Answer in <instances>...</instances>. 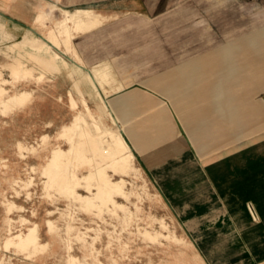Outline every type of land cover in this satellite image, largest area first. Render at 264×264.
<instances>
[{"label": "rangeland", "instance_id": "1", "mask_svg": "<svg viewBox=\"0 0 264 264\" xmlns=\"http://www.w3.org/2000/svg\"><path fill=\"white\" fill-rule=\"evenodd\" d=\"M21 1L22 6L27 5V10L17 6L18 10L25 12L23 17L18 18L33 31V35L23 32L18 40H10L7 35L0 38V75L5 79V82H0V264H209L200 255L195 243L183 238L179 222L162 208V197L155 178L142 167L138 157L137 160L134 159L136 154L129 144L134 155L133 163L138 170L122 172L115 168L107 156L95 154L93 142L78 134L80 129L93 131L90 120H87L88 124L75 123L66 132L59 133L62 125L68 124L75 114H82L75 109L77 105L70 92V103L68 97L58 95L62 92L61 85H66L63 78L68 72L71 70V74H80L81 70H75V66L69 65L60 68L59 72H51L38 64L36 55L26 56L24 52L21 72L15 76L9 70L8 65L13 56L19 54L13 47L10 52V45L18 42L23 50L31 51L30 45L39 41L32 36L39 37L37 32L45 36L55 21L61 19V9L71 11L74 8H90L102 13L107 2ZM21 1L16 0L15 3L20 4ZM163 5L168 8H162ZM229 6L227 0H156V15L111 14L102 24L103 27L77 33L72 41L79 56L82 48H77L78 40L98 41L107 45V60L104 61L112 66L115 79L126 85L137 82L159 93H164L166 87L171 92L172 87V92L179 93L181 85L193 89L202 83L198 74L204 72L199 70V65L194 61L199 55L212 49L213 44L220 43L223 51L222 46L229 40L239 44L251 39V36H259V31L264 28L262 2H232L231 11ZM40 13L46 17L41 24L35 22V16ZM88 51L95 53L96 49ZM252 51L258 53L261 50ZM79 61L83 64L82 60ZM20 74H24L23 77ZM172 75L176 80L171 83ZM54 77H57L56 81ZM15 78L17 79L14 80ZM204 83L212 85V82ZM221 84L224 89L228 87L226 81H221ZM24 91L33 93L31 102L27 103ZM141 93L150 98L146 93ZM175 98L184 103L188 99L180 96ZM142 99V96L135 93L117 99L108 97L109 110L116 123L107 116L103 118V122L135 142L134 132L125 127L138 124L145 114L136 113L135 117L125 120L126 122L123 118L130 115L129 108ZM20 103H23L19 106L21 109L16 106ZM253 116L258 120L261 114L257 112ZM143 131L137 130L141 133ZM139 140L148 141V137L141 135ZM141 147L152 146L145 144ZM48 164L50 167L46 168ZM52 167L55 170L50 172ZM59 171L69 174L64 185H61L62 188L51 184L57 178L60 181L66 179L58 175ZM77 176L84 181L80 179V183ZM101 181L105 184L102 185ZM107 181L120 182L119 185H113ZM65 184L70 186L65 187ZM67 187L71 190L67 191ZM65 191L70 192L69 196ZM75 192L89 196L96 192V196L88 205L84 200L76 199ZM33 225L37 228V245L28 249H22L16 244L6 245V238L21 232L23 234ZM113 227L119 235L112 232ZM117 237L121 238L117 240ZM257 264H264V259Z\"/></svg>", "mask_w": 264, "mask_h": 264}, {"label": "crops", "instance_id": "2", "mask_svg": "<svg viewBox=\"0 0 264 264\" xmlns=\"http://www.w3.org/2000/svg\"><path fill=\"white\" fill-rule=\"evenodd\" d=\"M154 1L102 0L107 5L101 14L153 16L158 13ZM227 1L231 11L232 2L242 0ZM252 1L264 4V0ZM15 2L0 0L1 39L7 35L10 40H18L28 28L18 18L25 12L17 8L27 10V5ZM259 33L239 44L229 40L223 51L220 43L213 44L207 53L199 55L194 62L204 73L198 74L202 83L193 89L181 85L179 93L172 92V87L171 92L166 87L159 93L133 82L132 86L124 84L121 90L107 93L116 99L130 93L142 96L129 108L130 115L123 118L126 122L136 113L145 114L138 124L125 127L132 129L135 142L124 136L136 154L134 159L138 157L155 178L162 208L179 222L183 238L194 242L209 264H257L264 259V28ZM15 43L10 45V52ZM76 46L82 48V71L106 60L108 47L103 42L78 40ZM253 49L261 51L256 54ZM70 71L58 95L68 97L70 103V92L81 112H86L84 98L93 111L98 100L92 89L82 73ZM170 80L172 83L176 79L172 75ZM221 81L227 82L226 89ZM99 91L105 96L101 88ZM177 96L188 99L184 103L174 99ZM257 112L261 114L258 120L253 116ZM139 129L143 133L137 132ZM141 135L148 141H140ZM145 144L152 147H141Z\"/></svg>", "mask_w": 264, "mask_h": 264}, {"label": "bare ground", "instance_id": "3", "mask_svg": "<svg viewBox=\"0 0 264 264\" xmlns=\"http://www.w3.org/2000/svg\"><path fill=\"white\" fill-rule=\"evenodd\" d=\"M61 19L58 21H55L54 26L51 27L50 29H48L47 33L45 34V36H43L42 34H40L39 32H37L38 36H32L33 39H38L39 41L37 43H34L32 45H30V49L31 51H27V50H23L22 49V45L20 43H15L12 47L16 48L19 51V54H17L16 57L13 58V60L9 63V70L11 71V73L13 75H17L18 72H21L20 69H22V61L21 58L23 57L22 52L25 53L26 56L28 55H33L34 57L36 55V61L38 62V64L41 66H45L47 69H49V71H60V68H66L69 65H73L75 66V70H81L84 78V82L88 84V86H90V88L93 91V97L95 99H97L99 102L97 103L96 106V112L93 113V111L90 110L89 107L86 108V112H82V114H75V116L73 117V119H71V121L68 124H64L61 127V131L59 133H62V131H65L67 129H69L73 124L75 123H81V125L83 124H88L87 120H90V124L92 126L93 131H87L84 129H80L81 131H79L81 136L85 137V140H89V142H93V148H94V152L95 154H99L101 156L105 155V157L107 156L111 163L116 166L115 168H118L119 170H121L122 172H126V171H135L138 170L137 167H135L132 157L134 156L133 153L130 150V146L128 145L127 141L125 140L123 134L121 131L116 130L114 128H111L109 126H106L105 123L103 122V118L104 117H109L110 119H112L115 123V119L112 116L110 110H109V106L107 103V93L108 92H117L119 90H121L124 87V83L118 81L117 79H115V72L112 68V66L110 65L109 62L107 61H103L100 64L93 66L91 69H89L88 71H82V67L83 65L80 63L79 60L80 56L77 52V50L75 49L74 45H73V38L75 37V35L77 33H85V32H89L91 30H94L98 27H100L107 19L108 16L101 14L93 9L90 8H75L71 11L69 10H65V9H61ZM46 19V17L43 14H39L35 17V22L36 23H42L43 20ZM108 22V21H107ZM29 34L33 35V31L32 30H28ZM34 52V53H33ZM19 55V56H18ZM107 60V59H106ZM111 62V61H110ZM24 64V63H23ZM44 67V68H45ZM26 68V66H25ZM214 68V67H213ZM212 68V69H213ZM216 68V67H215ZM223 68V67H222ZM31 69V68H30ZM116 69V68H115ZM45 71H47L46 69H44ZM67 70V69H66ZM128 70V69H127ZM126 70V71H127ZM210 70V69H209ZM125 71V72H126ZM207 71V70H206ZM212 71V70H210ZM31 72V71H30ZM77 72V71H76ZM32 73V72H31ZM30 73V74H31ZM54 73V72H53ZM69 73V72H68ZM71 73V71H70ZM209 73V72H208ZM214 73V72H212ZM33 74V73H32ZM31 74V75H32ZM139 74V73H138ZM24 74H20L19 76H22ZM130 75V74H129ZM33 76V75H32ZM23 77V76H22ZM26 77V75L24 76ZM19 78V77H18ZM72 78V77H71ZM82 78V79H83ZM119 78V76H118ZM123 78V77H122ZM17 78H15L14 80H16ZM79 79V78H78ZM131 80V79H130ZM80 82V80H78ZM0 82H5V79L1 77L0 75ZM79 82L74 83V86L78 89L79 87ZM2 85V84H1ZM131 85V84H130ZM105 86L108 87L109 91L106 90ZM128 86V85H127ZM132 86V85H131ZM102 89V91L105 93V96H102V94H100L99 89ZM1 94V93H0ZM12 94V93H11ZM14 94V92H13ZM3 95V94H2ZM4 96V95H3ZM9 97V95H7ZM71 96V93H70ZM5 97V96H4ZM13 97V96H12ZM19 97V96H18ZM23 97V96H22ZM24 97L27 98V103L31 102L33 99V94L29 91H24ZM29 97V98H28ZM1 98V96H0ZM14 98H15V94H14ZM21 98V97H20ZM7 99V98H6ZM18 99V98H17ZM84 99V98H83ZM9 100V99H8ZM11 100V99H10ZM23 100V99H22ZM26 100H24V102H26ZM128 100V99H127ZM2 101V100H1ZM4 101V100H3ZM14 101V100H13ZM84 101V100H83ZM5 102V101H4ZM3 102V103H4ZM8 102V101H7ZM15 102V101H14ZM13 102V103H14ZM22 102V101H21ZM71 102V101H70ZM76 102V101H74ZM2 104V102L0 103ZM5 105H7V103H4ZM10 104V103H9ZM19 104V103H18ZM21 104L23 105V103H20V105H16L18 108L19 106H21ZM74 104V103H73ZM86 104V102H85ZM4 105V106H5ZM72 105V104H71ZM75 105H77V103H75ZM13 106V105H11ZM14 105V107H16ZM26 106V103H25ZM74 106V105H72ZM13 107V108H14ZM86 107V106H85ZM7 108V107H5ZM9 108V107H8ZM12 108V107H11ZM22 108V107H21ZM19 108V109H21ZM72 108V107H71ZM75 108V107H74ZM73 108V109H74ZM76 109V108H75ZM79 112V111H78ZM88 118V119H87ZM89 126V125H88ZM80 128V127H79ZM73 129V127H72ZM76 128H74L75 130ZM95 131V132H94ZM66 132V131H65ZM79 136V135H78ZM45 137L47 138V136L45 135ZM72 137V135L70 136ZM77 137V136H76ZM67 138V137H66ZM69 139V137H68ZM72 139V138H71ZM78 140V139H76ZM101 140V141H100ZM79 141V140H78ZM73 142V140H72ZM71 142V144H72ZM105 142L104 145H102L101 143ZM69 143V142H68ZM86 143V141H84V144ZM79 144H81V141L79 142ZM83 144V142H82ZM88 144V143H87ZM92 144V143H90ZM19 145V144H18ZM70 145V144H69ZM76 146V144H75ZM69 147V146H68ZM70 148V147H69ZM75 148V147H74ZM72 149V146H71ZM76 149L77 146H76ZM70 152V151H67ZM73 152V151H72ZM78 152L81 153V151L78 149ZM53 153V152H52ZM50 153V156L51 154ZM64 156V154H62ZM61 155V156H62ZM55 156V155H54ZM70 156V155H69ZM72 156H74L72 154ZM76 157V156H75ZM95 157V156H94ZM84 158V157H83ZM63 159V158H61ZM85 159V158H84ZM88 159V158H87ZM48 160V159H47ZM56 160V157H55ZM64 160V159H63ZM89 160V159H88ZM49 161V160H48ZM92 161V160H91ZM50 162V161H49ZM60 162H58L59 164ZM53 165V163H51ZM63 164V163H62ZM111 164V165H112ZM57 165V164H56ZM47 166V165H46ZM61 166V164H60ZM101 166V165H100ZM103 166V165H102ZM50 167L49 164L46 168ZM57 167V166H56ZM59 167V166H58ZM97 168H99L98 166H96ZM107 167V166H106ZM111 167V166H109ZM45 168V169H46ZM96 168V169H97ZM112 168V167H111ZM50 169V168H49ZM92 169H94L92 167ZM102 169V168H101ZM101 169L99 172H101ZM117 169V170H118ZM47 170V169H46ZM55 169H53V167L50 169V172L53 171ZM91 170V169H90ZM105 170V169H103ZM58 171V170H57ZM68 171V170H67ZM98 171V170H97ZM49 172V170H48ZM103 172V171H102ZM107 172V171H106ZM72 173V172H71ZM91 172H89L90 174ZM47 175L49 173H46ZM53 174V173H51ZM50 174V175H51ZM95 174V173H94ZM93 174V175H94ZM98 174V173H97ZM102 174V173H101ZM58 175L62 178H66L69 174L67 172H60L58 173ZM53 175L54 177H58ZM88 175V174H87ZM49 176V175H48ZM65 176V177H63ZM71 176V175H70ZM76 176V175H75ZM74 176V178H75ZM100 176V175H99ZM52 177V176H51ZM89 177V176H86ZM93 177V176H92ZM72 178V177H71ZM80 183L82 178H80L79 176H77V178ZM86 179V178H84ZM67 180V178L65 180H61L60 179H56L53 180L51 184H57L58 186L64 185V182ZM71 180V179H70ZM75 180V179H73ZM88 180V179H87ZM103 180V179H101ZM82 181H84L82 179ZM99 181V179H98ZM104 181V180H103ZM124 182V180H122ZM68 183L70 182L69 180L67 181ZM66 182V183H67ZM75 182V181H74ZM73 182V184H75ZM88 182V181H87ZM108 182V181H107ZM120 182V181H119ZM119 182H111L109 181L108 183H111L113 185L118 184ZM71 183V182H70ZM104 183V182H103ZM101 181V184L104 185ZM107 183V184H108ZM79 183H77L78 185ZM98 184V183H97ZM100 184V181H99ZM121 184V183H120ZM124 184V183H122ZM49 185V184H48ZM69 185V184H67ZM65 184V187L67 186ZM76 185V187H78ZM83 185V184H82ZM89 185V184H88ZM95 185V183H94ZM119 185V184H118ZM70 186V185H69ZM75 186V185H74ZM79 186H81L79 184ZM93 186V185H92ZM111 186V185H110ZM73 188V185L71 186ZM91 187V186H90ZM106 187V186H105ZM115 187V186H114ZM62 188V186H61ZM60 188V189H61ZM70 188V187H69ZM112 188V186H111ZM110 188V189H111ZM117 188V186H116ZM121 188V187H120ZM119 188V189H120ZM66 190L68 189L65 188ZM64 189V190H65ZM115 189V188H113ZM112 189V191H113ZM69 190V189H68ZM67 190V191H68ZM71 190V189H70ZM69 190V191H70ZM76 190V189H75ZM116 190V189H115ZM60 193V192H59ZM65 193L68 194L69 193L65 191ZM76 193V199H82L85 202H87L88 205H90V203L93 201L92 199L94 198V196H96V192H92L91 195H81L78 192ZM114 193V192H113ZM117 193V192H116ZM115 193V194H116ZM119 193V192H118ZM72 194V193H71ZM74 195V194H73ZM72 195V196H73ZM67 197V196H66ZM75 197V196H74ZM120 204V203H119ZM14 206V203L13 205ZM16 207V206H15ZM8 208V207H7ZM13 208V207H11ZM10 208V209H11ZM120 208V206H119ZM9 211V210H8ZM49 221H47L46 223L49 225L48 223ZM53 224V223H51ZM52 227V226H51ZM37 228H35V225L31 226L29 229H27L28 231H26L23 234H14L11 235L10 237L6 238V245H12V244H16L18 245L20 248H30V247H34V245H37V237L35 235V232ZM50 230V229H49ZM80 235V234H79ZM44 245V244H43ZM17 246V248H18ZM36 247V246H35ZM45 247V246H44ZM38 250V247L37 249ZM75 260V259H74ZM77 260V259H76ZM74 262V261H73ZM76 264V263H75ZM78 264V263H77Z\"/></svg>", "mask_w": 264, "mask_h": 264}, {"label": "built area", "instance_id": "4", "mask_svg": "<svg viewBox=\"0 0 264 264\" xmlns=\"http://www.w3.org/2000/svg\"><path fill=\"white\" fill-rule=\"evenodd\" d=\"M112 232L115 233L116 235H119L118 234V231L115 229V227L112 228ZM121 234V232H120ZM121 237H117V240H119ZM124 252V251H123Z\"/></svg>", "mask_w": 264, "mask_h": 264}, {"label": "water", "instance_id": "5", "mask_svg": "<svg viewBox=\"0 0 264 264\" xmlns=\"http://www.w3.org/2000/svg\"><path fill=\"white\" fill-rule=\"evenodd\" d=\"M28 30H30V28H27V29L25 30V32H27Z\"/></svg>", "mask_w": 264, "mask_h": 264}]
</instances>
